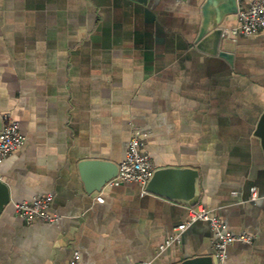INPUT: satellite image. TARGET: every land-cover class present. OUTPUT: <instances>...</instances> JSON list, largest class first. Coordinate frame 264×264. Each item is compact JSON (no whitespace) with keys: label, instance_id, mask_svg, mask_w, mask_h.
<instances>
[{"label":"crops","instance_id":"0c3cea01","mask_svg":"<svg viewBox=\"0 0 264 264\" xmlns=\"http://www.w3.org/2000/svg\"><path fill=\"white\" fill-rule=\"evenodd\" d=\"M204 1L0 0V114L25 137L0 163L11 194L0 212V264H72L75 252L82 264L218 263L208 222L167 245L190 219L183 198L143 194L134 182L87 190L105 172L86 182L80 164H120L135 129L147 132L156 169L199 171L196 206L213 209L230 232L255 236L231 244L223 264H264V150L255 135L264 31L224 36L220 50L231 59L211 53L196 41ZM249 2L238 0V11ZM237 23L238 12L223 21ZM169 183L188 194L186 181ZM49 194L59 221L16 215L14 203Z\"/></svg>","mask_w":264,"mask_h":264},{"label":"built area","instance_id":"2783aa9c","mask_svg":"<svg viewBox=\"0 0 264 264\" xmlns=\"http://www.w3.org/2000/svg\"><path fill=\"white\" fill-rule=\"evenodd\" d=\"M264 31V0H250L249 5L238 11L237 25L224 31L225 37L236 42L240 37L254 36ZM3 128L0 131V163L17 151L25 142L20 124L10 114H3ZM147 132L135 129L128 143L125 159L119 164L118 175L108 184L139 183L145 187L151 179L155 168L150 154L146 151ZM146 191H143V194ZM255 189H252V199H256ZM98 197L99 202H103ZM53 201L51 194L36 196L31 200L14 203L16 215L24 222L30 224L35 221L57 222L60 216L52 214L50 207ZM205 221L209 223L213 234L212 245L218 263H224L227 258V249L234 242L253 244L255 236L250 233H232L226 223L214 210L198 205L190 208V219L174 228V234L167 241V245L174 241H180L183 232L194 222ZM166 246H162L164 249ZM72 264H82L81 255L75 252ZM139 264H154L152 261H144Z\"/></svg>","mask_w":264,"mask_h":264},{"label":"water","instance_id":"95a60500","mask_svg":"<svg viewBox=\"0 0 264 264\" xmlns=\"http://www.w3.org/2000/svg\"><path fill=\"white\" fill-rule=\"evenodd\" d=\"M146 3L148 0H139ZM203 21L200 27L199 35L197 36V43L202 46L209 44L211 47V53L219 54L226 59H231V55L227 51L220 50L222 40L224 38V31L227 28L224 27L223 21L226 16L233 15L238 12V0H205L201 7ZM3 128L2 115L0 114V131ZM255 135L261 139L262 148L264 150V112L261 115L257 124ZM100 170L105 173L101 177L96 185L89 184L87 182L89 177L93 174L99 175ZM80 171L82 176L88 184L86 188L88 191L101 190L105 185L115 178L119 173V164H114L108 161L102 160H85L80 164ZM108 171V173H107ZM171 180L186 181L189 184L188 194L183 191L172 189L169 183ZM199 171L193 167H163L154 170L151 179L145 186V191L148 193L160 195L169 199H181L183 198L189 207H194L200 202V190H199ZM176 192V193H175ZM11 201V194L9 187L5 182L0 179V212ZM175 264H223L216 263L212 256H196L193 258L185 259Z\"/></svg>","mask_w":264,"mask_h":264}]
</instances>
